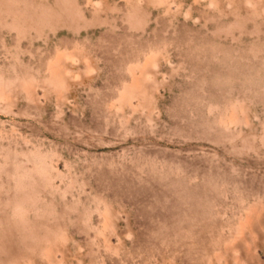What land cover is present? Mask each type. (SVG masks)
Wrapping results in <instances>:
<instances>
[{
    "label": "rangeland",
    "instance_id": "obj_1",
    "mask_svg": "<svg viewBox=\"0 0 264 264\" xmlns=\"http://www.w3.org/2000/svg\"><path fill=\"white\" fill-rule=\"evenodd\" d=\"M0 264H264V0H0Z\"/></svg>",
    "mask_w": 264,
    "mask_h": 264
}]
</instances>
